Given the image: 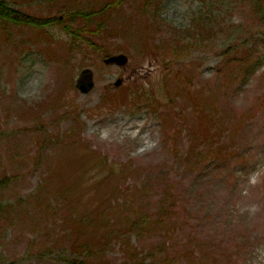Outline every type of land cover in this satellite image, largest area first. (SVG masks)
Segmentation results:
<instances>
[{
  "label": "rangeland",
  "instance_id": "1",
  "mask_svg": "<svg viewBox=\"0 0 264 264\" xmlns=\"http://www.w3.org/2000/svg\"><path fill=\"white\" fill-rule=\"evenodd\" d=\"M109 1L9 0L63 21L0 22V181L8 180L0 189V264L79 261L73 245L97 239L87 222L101 212L138 219L148 202L152 213L161 204L171 211L170 195L177 215L155 218L161 231L132 233L129 247L110 237L104 264H264V11L250 13L251 0H240L239 11L218 18L224 32L191 51L175 27L200 16V0H150L155 20L146 15L149 0H124L86 26L92 44L69 51L65 40L78 29L72 12ZM233 44L246 72L226 87L216 74ZM120 53L127 66L104 62ZM84 69L93 72L88 93L76 87ZM177 73L185 84L183 75L192 77L191 92L212 96L190 98L173 85ZM172 109L193 113L179 128ZM199 151L211 153L196 171ZM135 190L148 199L134 200ZM149 252L155 256L144 263Z\"/></svg>",
  "mask_w": 264,
  "mask_h": 264
},
{
  "label": "trees",
  "instance_id": "2",
  "mask_svg": "<svg viewBox=\"0 0 264 264\" xmlns=\"http://www.w3.org/2000/svg\"><path fill=\"white\" fill-rule=\"evenodd\" d=\"M124 0H112L107 2L105 5H103L99 10L92 11L94 9H88V11L84 10H77L75 12H72L73 14L71 17L74 19L73 21L77 22L78 29L73 31L72 33H69L70 36L68 40H65V44H68V46H71L69 51L76 50V46L80 47L84 43H90L92 44L93 41L88 38L87 36L83 35L82 32L86 30V26L90 23L95 21L93 17L97 16L100 12L102 14H105L109 10H113L114 7H119ZM147 0L145 1V3ZM162 2V1H161ZM202 9L198 12L200 15L199 17L196 16L192 22H189L186 25L176 26V34L179 37V41L181 42H187L184 44V47L186 50H195L202 46L206 47L205 41H209L210 39H215L219 35H221L224 32V28L227 26H223V20L218 19L222 17V12L225 13V15L232 14L234 9L236 11H239V3L241 4L240 0H200ZM144 3V4H145ZM151 1L149 0V3L145 5L146 8V15L150 18V20H155L153 16L152 9L154 6L151 5ZM161 5V4H159ZM226 7V10H225ZM250 13L255 12H263L264 11V0H251L250 5ZM88 8V7H87ZM262 20L264 22V15L262 17ZM63 21V16L57 19H54L53 17H36L29 15L25 13L22 10L16 9L11 6L9 0H0V22H4L7 24H11L13 26H32L35 28H41V27H48V26H54L55 23H61ZM243 24H240L239 26L242 27ZM98 26L102 27V23L99 22ZM224 27V28H223ZM195 29H199L197 32H193ZM66 30H69L66 28ZM207 34V35H206ZM206 37L204 38V36ZM57 37V36H56ZM74 39V41L71 40ZM164 37V36H163ZM166 38V37H164ZM167 39V38H166ZM181 42V45H182ZM242 45H245V42H242ZM238 48V49H235ZM241 50L238 46L235 44L229 45V47L225 48L222 52L225 55V58L218 67L217 71V79H222L223 83L226 87L230 84H235L240 79L241 75L245 74L246 69L243 70V72H239V68L237 67V61L235 58H233L237 52ZM184 51V50H183ZM243 58L240 56L239 52V63L241 62ZM236 64V65H235ZM223 69H226V73L223 75V78L221 77V71ZM182 73H177L175 75V80H179L176 82H173V85L178 87L180 90H187L189 97L191 98L193 96H208L211 97L212 94L208 91H201V90H194L191 92L190 86L193 82L192 77H189L187 74L183 75L187 78V83L185 84L184 81L181 79ZM169 86L167 83V97H170L169 95ZM188 88H186V87ZM224 86V85H223ZM223 86L220 88L223 89ZM207 99V98H205ZM204 99V100H205ZM200 100V101H204ZM173 115L172 117H176V124H178L179 128L185 125V121L192 115V111H185V110H175L172 109ZM203 111L201 112V114ZM181 132V131H179ZM174 133L170 134V137H173ZM191 137V135H190ZM194 140V139H193ZM194 147V146H193ZM227 150L229 148L227 147ZM186 156L192 155L194 152V149L188 148L187 149ZM225 150L222 152L221 155ZM201 154V159L199 162L193 161L194 167L196 168L198 166H202V163L205 161V157L211 153L210 151L207 152V154H204L202 151L198 152ZM220 154H216L217 159H220L223 162V156H219ZM204 165V164H203ZM221 165V164H220ZM202 168V167H201ZM194 171V168L192 169ZM207 170V169H204ZM109 175L115 176L113 173H109ZM108 177V175H107ZM8 180H2L0 181V189H2L3 183H7ZM135 190L132 192L131 197L134 200H144L148 199V196H143L141 193H136ZM171 195L169 196L170 202L169 207L171 208V211H167L163 205H159L158 209L152 213L151 212V204L148 202L145 205H141L140 209L144 212L138 213L139 215H136L138 219H134L132 215L126 214L125 212L119 211L113 216L112 214L104 216L101 212L99 214V219L97 221H90L87 222L88 226H94L97 233V239L90 243L89 240L83 242L80 245L74 244L73 247L75 248L74 253L77 254V257L80 259L79 261L73 262L72 260L67 261L69 264H104L103 260L105 259L104 256L100 255L101 253H104L106 250L104 249V246L108 243L109 238L113 237L115 244H119V242L122 240V244L124 246L129 247V236L133 233V235L142 236L146 233L153 232L154 230H159L161 221L160 219L155 218H165L168 221L172 220V217H175L177 215V212L175 211L177 207V202L172 201ZM144 203V201H143ZM64 207H67L66 202ZM131 210L132 206H131ZM132 214V213H131ZM142 214V215H141ZM175 223H171L173 226ZM171 227L169 226L168 229L165 228L164 233L167 234L171 231ZM98 246V249H95V247ZM160 247V250L166 249V246H158ZM133 255L135 258L139 256V252H137L136 249L133 250ZM154 257L153 252L147 253L144 258H142V261H147L148 258Z\"/></svg>",
  "mask_w": 264,
  "mask_h": 264
},
{
  "label": "water",
  "instance_id": "3",
  "mask_svg": "<svg viewBox=\"0 0 264 264\" xmlns=\"http://www.w3.org/2000/svg\"><path fill=\"white\" fill-rule=\"evenodd\" d=\"M127 61H128V57L125 54L114 55L105 60V62L108 64L113 63V64H118L120 66L126 65ZM91 78H92V71L90 69H85L82 72L81 77L77 83V87L83 93H88L93 88L94 82ZM120 83L121 80H119L116 85H119Z\"/></svg>",
  "mask_w": 264,
  "mask_h": 264
}]
</instances>
